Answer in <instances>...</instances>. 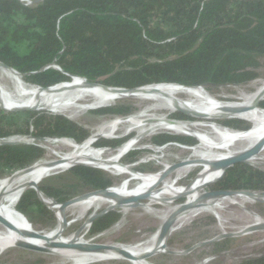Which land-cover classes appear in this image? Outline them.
Returning <instances> with one entry per match:
<instances>
[{
  "label": "trees",
  "instance_id": "16d2710c",
  "mask_svg": "<svg viewBox=\"0 0 264 264\" xmlns=\"http://www.w3.org/2000/svg\"><path fill=\"white\" fill-rule=\"evenodd\" d=\"M262 56L264 0H35L31 4L0 0V61L32 86L81 82L72 78L76 75L110 87L174 84L208 90L256 79ZM259 105L264 109V99ZM132 111V106L123 105L101 106L94 112L117 116ZM177 113L182 119H193ZM219 121L235 131L252 127L238 118ZM91 135L88 128L63 113L46 108L7 110L0 105V139H36L0 144V169L15 172L41 161L46 151L37 144L39 139L69 138L80 144ZM128 139V135L100 138L95 146L118 147ZM153 139L159 145L198 142L190 135L170 133ZM137 153L128 152L126 160ZM203 168L193 183L203 180L207 171ZM70 171L77 180L74 188L43 182L41 191L64 202L79 193L77 187L98 190L115 185L113 176L99 167L77 164ZM209 187L264 191V168L236 163ZM16 207L30 221L32 211L55 219L34 188L24 192ZM122 217L119 210L108 211L93 221L91 233L111 228ZM237 264H264V254Z\"/></svg>",
  "mask_w": 264,
  "mask_h": 264
},
{
  "label": "rangeland",
  "instance_id": "374dc122",
  "mask_svg": "<svg viewBox=\"0 0 264 264\" xmlns=\"http://www.w3.org/2000/svg\"><path fill=\"white\" fill-rule=\"evenodd\" d=\"M34 1L35 0H25L24 2L27 4H31ZM260 61L261 65L260 68H258V77L252 81L242 84L212 86L209 87L208 90L203 86H200L199 88L205 90L208 95H211L214 99L221 102L223 101L226 104L244 103L249 97L256 93L264 83V56L260 58ZM0 82L9 89H15V83L13 79L7 76L4 77L2 68H0ZM177 97L183 101H194L197 99L195 96H191L190 94H179ZM55 99L44 98L40 100L35 106L38 105L37 108H46L54 112L63 113L69 117L71 116L70 118L85 126L92 132V135L90 137H93L98 133H102L101 137L97 138L94 141L92 149L86 151V157H88L92 161L97 160L102 164L105 162H111L110 164L118 162V165H114L111 168H100L107 171L113 176L115 180L114 186L117 192H124V183L126 181H130L127 187V194L148 192L153 188V186L155 187V185L157 187L156 190L163 189L167 186L187 188L191 186L193 182L199 177L204 168L201 165L183 169L182 167L185 166L188 161L207 158L217 151L201 144L200 139L188 133H176L166 129H159L149 132L151 125H153L152 123H149L146 127L136 128V125H134L130 121H125L121 123L118 129L114 132L113 128H107L103 130V127L111 124L116 119L135 117L136 119H150L151 121H154L156 118L167 117L172 120H189L197 123L201 122V124L203 125H205L204 123H217L218 125L223 126L219 120L238 118L251 123V125L253 126V122L244 117L242 118L225 116L213 119L199 118L191 114H186L188 116H192L193 119H182L181 117H178L179 114L177 113L181 111L171 110L165 107L162 108V106L164 105H162V102L159 99L155 100L131 97L118 99L109 104L102 105L103 107L123 105L133 107V111L131 113L127 115L117 116L95 113L94 111L101 106H95L86 109L84 106L85 104L87 105L94 102V99L90 96H85L83 100L74 102L70 106L63 104L69 101L70 98L68 97H61L58 102H56ZM259 102L257 103V112H259V114H264V109L260 107ZM56 104L59 105L56 107H52V105ZM223 127L229 128L234 131L238 130L237 128L233 127ZM194 129L203 134H207L216 141L220 140L219 136L215 133L214 128L209 125L201 127L196 126L194 127ZM146 131H148V133L144 134L143 132ZM160 133H170L178 136L190 135L196 138L198 142L194 145L182 144L179 142H170L167 144L159 145L154 143L153 138L155 135ZM127 135L129 136V139L118 147L99 148L95 146V143L100 138L123 137ZM139 136H141L140 140L135 144V146H133L131 150L128 151L139 152L134 156L132 160H126L125 157H127L126 154L128 152L123 155L119 161L115 159V157L121 151L120 147L127 144L131 140L138 138ZM56 139L58 138H46L37 140V144L42 146L46 151L44 158L39 162L53 160L58 161L62 159V156L75 152L74 148L63 141ZM8 140L20 142L29 140V138L14 136L9 138ZM30 141L35 142V140ZM255 143V140L241 141L236 143L231 149L220 151V153H237L253 146ZM100 150L110 151L104 154H100ZM90 151L97 152L98 155H88V152ZM181 161L185 162V164L170 173L162 182L160 180H143L142 183H139V180L133 179V175L121 171V168L129 167L131 171L137 174L160 175L163 174V172L165 171L164 169H167L169 165ZM248 161L252 162L256 166L264 168V150L262 152H259L253 160L248 159ZM71 167L72 165L67 168L51 172L49 176L44 178L39 183V187L43 182L58 186H73L77 182V180L70 171ZM20 171L11 172L7 170L3 171L0 169V178L3 179L13 176L15 173ZM77 188L79 193L76 196H80L84 193L92 191L88 190L85 187ZM209 190L210 187L208 186L202 192ZM162 196L166 202L148 198L138 202L129 203L131 204V207L129 208L125 207L127 204L123 205L122 207L120 206L114 208L113 210H119L123 212V217L117 224L98 234L91 233L93 222L90 223L89 219L91 217H94L96 214L105 211L109 208L110 205L116 204L117 201L99 202L97 204L94 203L88 206L85 210H83L81 206H70L65 212V217L68 224L66 225V227L63 225V227H65V230L62 233V238L71 239L76 235V233L80 232V235L77 238L78 242L135 247L149 245L153 237L156 235L157 240L154 246L151 247V250L156 251L158 250L157 242L160 236L159 229L161 228L164 221L175 209H177L178 205L185 203L187 200L188 202H193L197 198L182 197L176 200L174 196L168 193H163ZM262 199H264V197ZM42 202L47 206L44 201ZM214 202H220L218 204V208L205 209V206H201L198 209L195 208L198 212L186 221L179 222V214L176 223L167 239L168 249L171 250V252H169L168 249H165L164 251L156 253L146 260L151 264H237L243 260L263 255L264 229L247 233L245 232V230H247L249 226L256 223L250 211L255 212L264 220V203L250 200H240V205H238L222 198H214ZM47 207L53 211L55 219H51L46 215H41L38 212L32 211L30 212V221L25 214H22L29 220L31 225L36 230L48 233L59 226V211L53 210L49 206ZM3 227L4 226L0 224V230H3L5 228ZM225 232L233 233V235L219 238L214 242L205 245H199L196 248H193V246H196L198 243L218 237ZM58 253L60 252L55 250L35 251L19 247L18 245L7 246L3 251L0 252V264H72L71 260L59 255ZM89 264L132 263L125 258H114L103 261H95Z\"/></svg>",
  "mask_w": 264,
  "mask_h": 264
},
{
  "label": "bare ground",
  "instance_id": "6f19581e",
  "mask_svg": "<svg viewBox=\"0 0 264 264\" xmlns=\"http://www.w3.org/2000/svg\"><path fill=\"white\" fill-rule=\"evenodd\" d=\"M3 76L10 77L13 79L15 83V89H9L5 87L0 82V105L6 109H15L25 106H35L38 102L44 98H57L56 102L63 97L70 98L67 101V106H70L74 102L81 101L86 97H92L94 102L91 104H85V108H92L95 106H102L114 102L118 99L122 98H145V99H159L162 102V108H168L171 110H179L182 109L187 111L188 114L197 116L199 118H221V117H244L248 118L253 122L252 128L246 131H233L228 128L222 127L217 123H204L205 125H209L214 128L215 133L219 136L220 140H214L207 134H203L194 129L196 126H205L201 124V122H192L189 120H172L167 117L156 118L154 121L150 119H136L135 117H129L124 119H116L109 125L103 127V130L107 128H113V132L118 129L119 125L125 121H130L137 127H146L149 123H152L149 132L156 131L159 129L171 130L176 133H188L194 135V137H198L200 139L201 144L208 146L211 149L216 150L213 155L207 158H200L188 161L183 168H191L196 165H201L207 168L206 175L203 180L199 183H193L191 186L187 188H176L172 186L164 187L160 190L152 191L149 199H154L157 201L166 202L163 199V193L171 194L175 197V199L179 196L184 197H197L198 199L202 193V186L208 182L213 181L219 178L222 175L223 167L219 165L220 162H223L226 159L231 157L239 156L245 154L249 150H251L256 144L264 140V114H259L257 112L258 105L257 103L264 98V83L258 89L256 93H254L251 97H249L244 103H236V104H226L223 101H218L214 99L211 95L199 87H185L181 85L174 84H158V85H149L140 88L135 92H121L116 91L112 88H107L100 84H90L85 78L74 77L75 79H82L81 82H69L62 83L49 88L36 87L26 84L22 80L21 74L17 73L13 69L4 68ZM70 94V95H69ZM179 94H190L191 96H195L197 99L194 101H183L179 99L177 96ZM54 101V102H55ZM53 102V103H54ZM52 104V103H50ZM62 104V105H63ZM59 104L52 105V107H56ZM38 107V105H37ZM16 110V109H15ZM71 117V116H70ZM112 132V134H113ZM147 134L148 131L143 132ZM111 134V135H112ZM102 135V133H98L93 137H90L82 144H77L70 139H56L61 140L74 148L75 152L62 156L60 162L58 161H42L35 164L29 170H23L15 173L13 176L7 177L5 179L0 178V215L6 217L9 221L14 223L21 232L29 231L33 232L36 230L29 220L20 212L17 211V204L24 194V192L32 187V183H39L49 176V174L55 170L64 169L69 167L70 165L76 163H87L94 164L93 166L102 167L104 169H108L113 167L114 165H118L116 162L114 164H110L111 162L99 163L97 160H90L86 157V151L92 149L94 141L97 139V136ZM196 137V138H197ZM141 136L138 138L131 140L127 144L123 145L121 151L117 155L115 159L118 161L120 158L125 155L129 150L135 146V144L140 140ZM245 140H255L256 143L246 148L242 151L233 154H225L220 153V151H225L231 149L236 143L245 141ZM119 149V148H118ZM264 150V144L260 148V150L249 158V160H253L259 152ZM110 150H100V154H104L109 152ZM98 155L97 152L90 151L88 155ZM115 156V155H114ZM113 156V157H114ZM112 158V157H111ZM57 162V163H51ZM252 163V162H251ZM118 170V169H117ZM122 172L133 175V179L137 180H160L163 174L157 175H141L131 171L128 167L121 168ZM130 181H126L124 183V192H117L115 187L108 189L105 192L91 193L86 197L74 202L73 204L67 206L66 210L70 206H81L83 210L87 209L88 206L99 203V202H108V201H117L119 197H133L140 194H145L147 192L133 193L127 194V187ZM33 188V187H32ZM41 199L53 210L59 211V226L54 228L51 232H45L48 235L47 239H40L31 236H22L14 230L4 228L0 230V252L3 251L7 246H17L20 242H31L33 244L42 246L45 248V251H59V255L71 260L72 264H89L95 261H103L114 258L126 259L129 260L132 264H151L147 261L144 256L150 252H155L151 250V247L154 246L157 236L155 235L150 242L149 245L146 246H123V245H106L107 247L102 249H94L92 247H85L84 245H90L92 243L78 242L77 238L80 235V232L73 236L71 239H63L62 233L65 230L64 219L62 214L61 205L58 204L54 199L49 198L43 192H40ZM228 200L232 203L239 204V201H257L258 198H263L261 196H250L249 194H235L228 197H220V199ZM219 199V198H218ZM202 205L205 206V209H215L219 207V203L214 202V198H207L201 201ZM200 206V207H201ZM125 207H131V204H127ZM192 207L187 209L180 214V221H186L187 219L193 217L198 211ZM202 210V209H200ZM204 210V209H203ZM253 215L256 223L249 226L245 232H253L256 230L263 229L264 220L255 212L250 211ZM178 222V221H177ZM44 233V232H43ZM158 250L156 251H164L165 249L162 245L157 246ZM120 249H125L132 253L135 257L128 258L125 257ZM67 261V260H66ZM71 264V263H70Z\"/></svg>",
  "mask_w": 264,
  "mask_h": 264
},
{
  "label": "water",
  "instance_id": "95a60500",
  "mask_svg": "<svg viewBox=\"0 0 264 264\" xmlns=\"http://www.w3.org/2000/svg\"><path fill=\"white\" fill-rule=\"evenodd\" d=\"M0 66H3L4 68H8V69H13L17 73H19L16 69L10 67L9 65H7L4 62H1L0 61ZM74 77L83 78V77H80V76L72 75V78H74ZM89 83L90 84H98V83H91V82H89ZM105 87L112 88V89H114L116 91H121V92H135V91L139 90L140 88H142V87H139V88H131L130 89V88L110 87V86H105ZM143 87H145V86H143ZM29 108H37V106H32V107L25 106V107H20V108H15V109L16 110H19V109H29ZM15 109H7V110H15ZM179 111H181V112H183L185 114H188L187 111H184L182 109H179ZM99 137H101V135L97 136V138H99ZM28 138H29V140L20 141V142H30V140H36L35 138H33L31 136H29ZM52 138L66 139V138H60V137H52ZM43 139H46V138H43ZM20 142H14V141L6 140V139H0V144H17V143H20ZM263 144H264V140H262L261 142H259L258 144H256L251 150H249L245 154H242V155H239V156H235V157H231L229 159L224 160L223 162H220L219 165L221 167H223L222 175L219 178H217V179H215L213 181L206 182L202 186V191L205 190V188H207L212 183L217 182L218 180H220L223 177V175L225 174L226 170L230 166H232V165H234L236 163H249V164H253V163L249 162L248 159L250 157H252L253 155H255L260 150V148L262 147ZM60 161L61 160H58V162H60ZM51 163H57V162H51ZM77 164H85V165L93 166L91 164L82 163V162L81 163L73 164L72 166L77 165ZM184 164H185V162L181 161V162H178V163H174L172 165H169V167L167 169H164L165 171L163 170L164 172H163V176L161 178V182L170 173H172L174 170L178 169L179 167H181ZM34 165H32V166H30L28 168H25L23 170H29ZM95 167H97V166H95ZM32 187L34 189H36V191L38 193V196L41 199L40 192H42V191H41L39 185H37L36 183H32ZM110 188L111 187H109L107 189L92 190L90 192L84 193V194H82L80 196H76V197L71 198V199H69L67 201H64V202H57L53 197H51V198L54 199L58 204L61 205L63 219H64V226L66 227V225L68 224L67 223V220H66V217H65V209L67 208V206H69V205L73 204L74 202L82 199L83 197H86L87 195H89L91 193L105 192V191H107ZM156 188L157 187L155 185V187L153 186V188L151 190H149L147 193L140 194V195L133 196V197H119L117 199L116 204L110 205L109 208L106 209L105 211L100 212L99 214H96L94 217H91L89 219V222L92 223L97 217H99V216L107 213L110 210H113L116 207H120V206L122 207L125 204H129V203H132V202H138V201H141L143 199H148L150 197L152 191L156 190ZM238 193H241V194H249L250 196H261V197H264V191H258L257 192V191H251V190H209V191L202 192L201 193V196L198 199H196L193 202H188V200H187L185 203L178 205L177 209H175L168 216V218L164 221V223L162 224L161 228L159 229L160 230V236H159V239H158V242H157V246L162 245V247L164 249H168V245H167L168 236H169L170 232L172 231V229H173V227H174V225L176 223V220H177L179 214H181L183 211H185L187 209H190L192 207H200L202 205L201 204L202 203L201 201L204 200V199H207V198L228 197V196H232V195H235V194H238ZM179 198H182V196L177 197L176 200L179 199ZM257 201L264 203V199H262V198H258ZM0 224L3 225L4 227L8 228V229H11V230L16 231L17 233H19L22 236H31V237H36V238H40V239H47L48 238L47 233H45V232L43 233V232L38 231V230H33V232H29V231L21 232L20 229H18V227L14 223H12L11 221H9L6 217H4L2 215H0ZM262 228L264 229V226H262ZM76 234H78V233H76ZM231 235H233V233H227V232H225V233H223L222 235H220L218 237H215V238H212V239H208L206 241H203L201 243H198L196 246H193V248H196L199 245H205V244L214 242V241H216L219 238H224V237L231 236ZM18 246L19 247H22V248L30 249V250H35V251H45V248H43L42 246L33 244L31 242H27V241L20 242L18 244ZM84 246L85 247H92L94 249H102V248L107 247L104 244H94V243H92L90 245H84ZM120 250L122 251V253H123V255L125 257H128V258H134L135 257L132 253H130L129 251H127L125 249H120ZM168 251L171 252V250H169V249H168ZM156 253H160V251L150 252L147 255H145L144 258L145 259H148L151 256L155 255Z\"/></svg>",
  "mask_w": 264,
  "mask_h": 264
},
{
  "label": "built area",
  "instance_id": "2783aa9c",
  "mask_svg": "<svg viewBox=\"0 0 264 264\" xmlns=\"http://www.w3.org/2000/svg\"><path fill=\"white\" fill-rule=\"evenodd\" d=\"M23 1V0H22ZM25 1V0H24Z\"/></svg>",
  "mask_w": 264,
  "mask_h": 264
}]
</instances>
